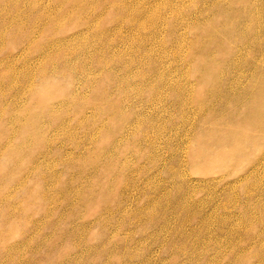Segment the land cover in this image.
Wrapping results in <instances>:
<instances>
[{"label": "rangeland", "instance_id": "374dc122", "mask_svg": "<svg viewBox=\"0 0 264 264\" xmlns=\"http://www.w3.org/2000/svg\"><path fill=\"white\" fill-rule=\"evenodd\" d=\"M0 264H264V0H0Z\"/></svg>", "mask_w": 264, "mask_h": 264}, {"label": "bare ground", "instance_id": "6f19581e", "mask_svg": "<svg viewBox=\"0 0 264 264\" xmlns=\"http://www.w3.org/2000/svg\"><path fill=\"white\" fill-rule=\"evenodd\" d=\"M183 253V252H182Z\"/></svg>", "mask_w": 264, "mask_h": 264}]
</instances>
